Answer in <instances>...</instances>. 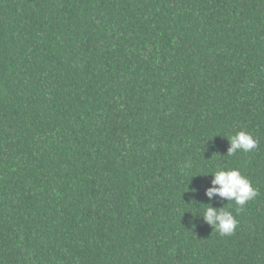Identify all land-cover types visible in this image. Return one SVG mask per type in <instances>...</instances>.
I'll return each mask as SVG.
<instances>
[{
	"label": "trees",
	"instance_id": "16d2710c",
	"mask_svg": "<svg viewBox=\"0 0 264 264\" xmlns=\"http://www.w3.org/2000/svg\"><path fill=\"white\" fill-rule=\"evenodd\" d=\"M0 264H264V0H0Z\"/></svg>",
	"mask_w": 264,
	"mask_h": 264
},
{
	"label": "clouds",
	"instance_id": "9594fccd",
	"mask_svg": "<svg viewBox=\"0 0 264 264\" xmlns=\"http://www.w3.org/2000/svg\"><path fill=\"white\" fill-rule=\"evenodd\" d=\"M227 141L230 145L227 156H234L240 151L250 152L257 148L259 143L251 133L245 131L230 135ZM185 167L191 168V162L185 164ZM210 175L214 179L211 182L212 187L205 192L208 200L211 201L213 197L218 196L222 200L229 201L228 204L234 203L237 206V213L242 210L247 202L259 195L258 190L252 186L251 181L239 169H225L220 166ZM197 215L201 216L203 221L221 236H231L238 225L233 213L227 210L225 206L217 209L209 203L203 213Z\"/></svg>",
	"mask_w": 264,
	"mask_h": 264
}]
</instances>
